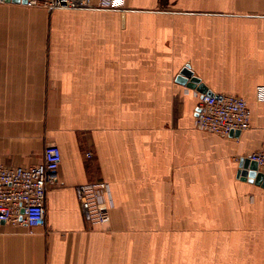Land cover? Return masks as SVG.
<instances>
[{
  "label": "crops",
  "instance_id": "1",
  "mask_svg": "<svg viewBox=\"0 0 264 264\" xmlns=\"http://www.w3.org/2000/svg\"><path fill=\"white\" fill-rule=\"evenodd\" d=\"M243 98L250 128L195 127L200 94ZM62 152L45 222L0 226V264H264V0H126L122 11L0 4V164ZM87 153L92 157L87 158ZM105 182L91 227L76 187Z\"/></svg>",
  "mask_w": 264,
  "mask_h": 264
},
{
  "label": "built area",
  "instance_id": "2",
  "mask_svg": "<svg viewBox=\"0 0 264 264\" xmlns=\"http://www.w3.org/2000/svg\"><path fill=\"white\" fill-rule=\"evenodd\" d=\"M6 0H0L4 4ZM21 3L23 0H20ZM126 0H26L27 7H41L50 12L60 9L122 11ZM195 127L221 137L250 128L251 113L246 101L237 96L214 94L200 97ZM92 153H87L91 158ZM249 159L264 173V150L253 153ZM62 152L56 144L44 149L42 164L14 167L0 164V226L25 225L32 233L45 222L47 193L58 186V171ZM105 182H91L76 187V197L91 227L104 225L109 217L104 195Z\"/></svg>",
  "mask_w": 264,
  "mask_h": 264
},
{
  "label": "water",
  "instance_id": "3",
  "mask_svg": "<svg viewBox=\"0 0 264 264\" xmlns=\"http://www.w3.org/2000/svg\"><path fill=\"white\" fill-rule=\"evenodd\" d=\"M5 3L19 4L20 0H6ZM23 4L26 0L22 1ZM177 83L187 87L188 89L194 90L200 94V96H213L214 93L209 90L201 80L194 76V73L190 70L189 66L185 67L177 77ZM199 109L197 108L195 116L197 117ZM240 135L239 131L232 132L230 137H237ZM239 173L238 176L242 181H248L250 183H255L256 185L264 188V173L259 171L256 162L250 159H241L239 162Z\"/></svg>",
  "mask_w": 264,
  "mask_h": 264
}]
</instances>
